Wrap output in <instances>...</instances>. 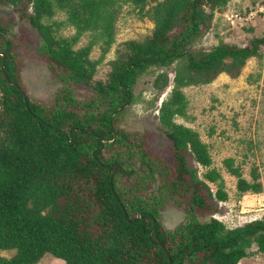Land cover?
<instances>
[{
  "label": "trees",
  "instance_id": "1",
  "mask_svg": "<svg viewBox=\"0 0 264 264\" xmlns=\"http://www.w3.org/2000/svg\"><path fill=\"white\" fill-rule=\"evenodd\" d=\"M52 1L0 0L26 17L38 37L37 52L66 84L46 104L25 95L15 75L11 42L0 25V250H15L10 258L0 256V264H39L49 256L64 264H237L252 244L264 252L262 217L233 229L213 217L196 219L197 212L216 210L206 198L216 205L227 194L220 173L211 167L208 146L195 131L175 122L186 114L182 86L210 83L222 73L237 77L248 58L261 57L264 35L247 46L220 41L192 53L184 47L211 30L214 13L223 11L228 1H157L145 10L154 21L150 35L143 42H122L105 81L93 84L97 65L115 41L117 8L129 3L140 12L147 0ZM258 4L236 13L245 18ZM30 5L32 13L27 14ZM56 9L66 14L63 22L52 20ZM257 18L263 21L264 14L257 13ZM249 24L226 26L238 31ZM62 26L74 33L63 37ZM86 32L88 43L74 48ZM96 44L101 57L93 61L89 53ZM178 59L186 60V66L177 67L169 96L157 112L169 147L162 155L152 153L143 140L118 130L113 114L134 100L136 77L150 67L162 68L154 86L168 88L165 71ZM70 82L90 86L97 97L82 108L98 100L106 110L81 114ZM187 157L204 168L203 180ZM222 164L236 178L239 192L255 188L233 159ZM156 179L160 185L144 202L142 192ZM207 183L216 186L215 193ZM166 205L185 212L173 230H165L158 219Z\"/></svg>",
  "mask_w": 264,
  "mask_h": 264
},
{
  "label": "rangeland",
  "instance_id": "2",
  "mask_svg": "<svg viewBox=\"0 0 264 264\" xmlns=\"http://www.w3.org/2000/svg\"><path fill=\"white\" fill-rule=\"evenodd\" d=\"M53 2L52 0H50ZM161 0H147V7L138 12L129 3L117 8L114 17L115 41L102 56L97 65L91 82L105 81L111 70V62L119 57L118 46L124 41L143 42L150 35L154 27L151 11H145L153 7ZM225 9L215 12L211 21V30L201 35L200 39L186 47L185 50L197 52L215 47L220 41L229 45L247 46L253 38L264 35V20H259L253 15L249 29L238 31L230 30L226 26L225 15L230 11L238 12L252 6L257 1L261 4L264 0H227ZM258 4V5H260ZM32 13L31 5L26 10ZM66 14L55 10L52 20L63 22ZM0 25L4 26L5 36L11 42V53L16 62V76L19 86L35 103L51 102L60 88L64 86L50 66L47 58L39 54L36 49L37 34L31 29L22 12L10 4L0 3ZM8 25L10 27L8 28ZM74 33L70 26L60 27V34L68 37ZM218 35H217V34ZM88 32L80 36L73 46L81 48L90 40ZM1 43V41H0ZM261 57L248 58L237 77L232 78L224 73L219 74L214 80L206 84H190L181 87L187 105L184 117H176V124L188 127L195 131L201 141L209 149L212 159L211 167L221 175L223 190L227 194V200L218 202L208 200V205L214 208L204 215L196 213V219L204 222L213 217L221 221L227 229L240 227L246 223L261 217L264 218V47L258 52ZM101 57L99 44L94 45L89 53L91 60ZM180 66V67H179ZM186 60L178 59L167 69L168 88L154 86L155 78L162 74V68L150 67L136 77L132 87L134 100L121 110L113 114L112 121L118 130L131 134L140 143L144 142L146 150L152 153L163 154L169 144L162 128L157 120L158 108L162 100L169 96L172 88L173 77L178 73L177 67L184 68ZM162 81V80H161ZM174 81V80H173ZM71 83V92L80 103L91 99H97L92 88L88 85ZM66 86V84H65ZM108 99L118 101L116 96ZM103 101L93 102L88 109L82 108L81 114H98L105 111ZM102 106V107H101ZM93 127V126H92ZM233 159L234 166H238L242 178L250 184H256L255 188L239 192L236 189V178L229 175L224 168V159ZM188 165L196 168L198 177L203 180L204 168L187 157ZM159 180H155L142 192L144 202L151 200L153 192L158 187ZM212 193L216 186L207 183ZM214 210V211H213ZM185 212L172 205H166L158 212V219L165 230H173L182 223ZM15 253L14 249L0 250V256L10 258ZM39 264H64L61 260L44 257ZM237 264H264V252L257 251L252 244L247 255Z\"/></svg>",
  "mask_w": 264,
  "mask_h": 264
},
{
  "label": "built area",
  "instance_id": "3",
  "mask_svg": "<svg viewBox=\"0 0 264 264\" xmlns=\"http://www.w3.org/2000/svg\"><path fill=\"white\" fill-rule=\"evenodd\" d=\"M257 13L264 14V2L253 8V10H251V12H249L245 18L239 16L236 11H230V13L228 15H225L224 18L226 20V24L234 25L236 21H238L239 24L242 25L243 22H250L253 15H255V18H257Z\"/></svg>",
  "mask_w": 264,
  "mask_h": 264
},
{
  "label": "water",
  "instance_id": "4",
  "mask_svg": "<svg viewBox=\"0 0 264 264\" xmlns=\"http://www.w3.org/2000/svg\"><path fill=\"white\" fill-rule=\"evenodd\" d=\"M3 65H4V62H2V65H1V68H3ZM17 86V85H16ZM17 87H19V86H17ZM25 98V97H24Z\"/></svg>",
  "mask_w": 264,
  "mask_h": 264
},
{
  "label": "clouds",
  "instance_id": "5",
  "mask_svg": "<svg viewBox=\"0 0 264 264\" xmlns=\"http://www.w3.org/2000/svg\"><path fill=\"white\" fill-rule=\"evenodd\" d=\"M258 219H260V218H258ZM255 220V219H254Z\"/></svg>",
  "mask_w": 264,
  "mask_h": 264
}]
</instances>
